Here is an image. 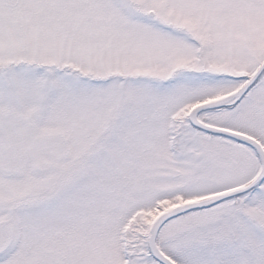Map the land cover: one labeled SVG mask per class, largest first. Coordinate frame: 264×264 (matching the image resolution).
Returning <instances> with one entry per match:
<instances>
[{
	"label": "snow or ice",
	"instance_id": "obj_1",
	"mask_svg": "<svg viewBox=\"0 0 264 264\" xmlns=\"http://www.w3.org/2000/svg\"><path fill=\"white\" fill-rule=\"evenodd\" d=\"M0 264H264V0H0Z\"/></svg>",
	"mask_w": 264,
	"mask_h": 264
}]
</instances>
